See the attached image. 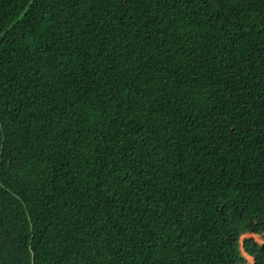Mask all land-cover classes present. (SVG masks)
Instances as JSON below:
<instances>
[{"label": "trees", "instance_id": "trees-1", "mask_svg": "<svg viewBox=\"0 0 264 264\" xmlns=\"http://www.w3.org/2000/svg\"><path fill=\"white\" fill-rule=\"evenodd\" d=\"M253 263L264 0H0V264Z\"/></svg>", "mask_w": 264, "mask_h": 264}, {"label": "rangeland", "instance_id": "rangeland-1", "mask_svg": "<svg viewBox=\"0 0 264 264\" xmlns=\"http://www.w3.org/2000/svg\"><path fill=\"white\" fill-rule=\"evenodd\" d=\"M250 236H253V235H251V234L244 235V236L242 237V239L247 238V237H250ZM255 238H256V240H257L258 242H260V239H259V238H257V237H255ZM248 263H249V260H248Z\"/></svg>", "mask_w": 264, "mask_h": 264}, {"label": "water", "instance_id": "water-1", "mask_svg": "<svg viewBox=\"0 0 264 264\" xmlns=\"http://www.w3.org/2000/svg\"><path fill=\"white\" fill-rule=\"evenodd\" d=\"M254 264V263H253Z\"/></svg>", "mask_w": 264, "mask_h": 264}]
</instances>
